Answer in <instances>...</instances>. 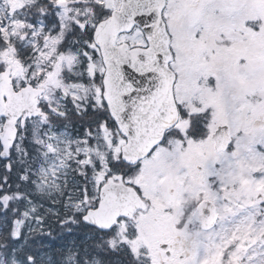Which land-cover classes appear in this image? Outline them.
I'll return each mask as SVG.
<instances>
[{"label": "snow or ice", "instance_id": "6c2138e0", "mask_svg": "<svg viewBox=\"0 0 264 264\" xmlns=\"http://www.w3.org/2000/svg\"><path fill=\"white\" fill-rule=\"evenodd\" d=\"M0 264H264V0H0Z\"/></svg>", "mask_w": 264, "mask_h": 264}]
</instances>
